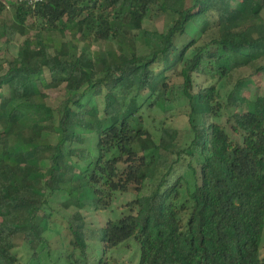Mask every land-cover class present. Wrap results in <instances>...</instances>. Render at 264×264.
Listing matches in <instances>:
<instances>
[{
  "label": "trees",
  "instance_id": "obj_1",
  "mask_svg": "<svg viewBox=\"0 0 264 264\" xmlns=\"http://www.w3.org/2000/svg\"><path fill=\"white\" fill-rule=\"evenodd\" d=\"M6 7L26 33L40 20L49 32L79 33L83 46L74 53L64 41L53 47L27 33L3 60L0 264H131L121 259L131 247L135 264H264V95L240 88L264 77V0H12L0 11ZM158 18L160 32L139 29L153 42L138 52V34L124 21ZM14 32L0 25L6 41ZM108 39L124 51L93 60L89 46ZM236 71L245 79L222 93ZM61 84L63 99L47 104ZM156 109L157 139L145 125L146 110ZM227 109L228 127L219 122ZM44 123L47 142L30 128ZM87 133L96 136L95 152L83 145ZM46 155V184L34 182L24 169ZM68 172L77 177L66 179ZM67 180L60 205L75 210L65 217L64 249L54 252L48 197ZM128 192L131 199L114 205ZM82 210L112 216L90 226Z\"/></svg>",
  "mask_w": 264,
  "mask_h": 264
},
{
  "label": "rangeland",
  "instance_id": "obj_2",
  "mask_svg": "<svg viewBox=\"0 0 264 264\" xmlns=\"http://www.w3.org/2000/svg\"><path fill=\"white\" fill-rule=\"evenodd\" d=\"M12 0H0V4H4L5 6H7V4H10ZM264 13V11H263ZM11 8L10 7H6L4 9H2L0 11V25H2V23H8L9 25L13 26V29L15 30L12 40H5L4 36L0 37V75L3 74L7 67L5 66V64L3 63V60L5 57L7 58H13L15 57V55L17 54L18 51V47L20 45V43L22 42L23 38L25 36H27V33L29 36H33L34 33L39 32L41 34V36L43 37L44 40H46L49 44H52L53 47L56 45H59L60 42H66L68 45V48L70 51H73L74 53H78L79 50L81 49V47L83 46V42L80 40L79 37V33L74 34L72 33V29L68 28L67 30H65L64 32H49L45 29H43V23L40 20H35L33 25L38 26V29H27V33H26V28L24 29V27L20 26V25H16L15 22L12 20L11 18ZM33 20L31 18H28L26 23H31ZM162 18H158L155 20H149V19H143V21L141 22V24L138 26V23L131 21V22H127L126 20L124 21V28H132L133 30H135L137 32V39H136V46H137V50L140 53H147L149 52V50L151 49V44L153 42V40L149 39V37H144L143 39L140 37V32L139 29H145L148 30L150 32H160V30L162 29ZM51 45V47H52ZM76 45V46H74ZM124 51V49L122 48V46L118 45L117 41L115 39H108V40H99L97 42L92 43L89 46V51L91 52L90 56L93 58V60H98V58L100 57H106L107 55H111V53L113 54H118L120 51ZM52 51V48H51ZM244 72L242 71H236L234 72V74L231 76L230 80L225 81L224 82V87H222L221 92L223 93L224 90H228L235 82L238 81L239 78H244ZM245 79V78H244ZM42 83H40L39 87H41ZM240 88L242 89V91L244 92H250L252 94L253 97V93L257 92L259 95H264V77L262 76L257 77V78H251L250 80H248L246 83L242 84V86H240ZM50 91V95L47 96V98H44V101L55 107L57 105V103L63 99L64 97V89H63V84L59 85L57 88L51 89ZM178 91H180V89H178ZM80 92V91H79ZM75 95L77 96L78 93ZM38 100H41V98L38 96L37 97ZM97 102L99 104H101L102 99L101 97H97ZM134 106V102H131L130 104V109ZM161 106V103H159V108ZM250 104H243L237 107V109H234L235 112L238 111H242L244 109H246L247 107H249ZM157 108V109H159ZM156 110L153 111H149L146 110V115H145V125L149 128V130L153 133V136L155 139L158 138V132H157V128L160 127L161 124V120L163 118V115L161 114V112H158ZM222 114L219 118V122L222 124H226V126L228 127V123H226L228 121V117L227 115L229 114V109L227 110H222ZM57 117H59V114H57ZM178 126H180V128H182L183 130L185 129V123H183L182 121L178 123ZM51 125L48 123H44L42 124L39 128H35V127H30L33 128L32 129V135L35 136V139L39 140V141H46V138L48 137V133L50 130ZM23 129L25 130L24 127L22 126H17L16 130L17 133L19 134V136L21 135ZM232 136H234L235 134H231ZM85 138V142H84V146H86L90 151L95 152V144H96V136L94 133H87L83 135ZM47 142V141H46ZM47 155L44 158H41L40 160H36L33 161L32 164L29 165L28 169H24L27 173L30 174V176L32 177V180L34 182L37 183H45L46 184V180L48 178L47 174H45L46 172V167L48 165V160H47ZM77 166H82L81 164H78ZM20 168V169H19ZM17 171H21V166H17L16 168ZM71 176L77 177V174L74 173L72 175L71 172H68L66 174V179H69ZM85 179H77L75 180V184L78 185V183L83 186V190L82 191V198L85 201L84 203H86L87 205L89 204V201L92 197V192L89 186L86 185L85 183ZM51 186H53V183L50 181ZM49 184V185H50ZM48 185V184H47ZM60 187L62 189L60 190H55L53 191L52 194H50V196L48 197L49 200V208L50 210H52V215L50 217V221H52L51 223H53V225H51V230L46 232V235L48 236V238L50 237V241H51V245H52V249L54 248V252H59V250L61 251L62 249H64V245L63 241H60V237L61 236H69L67 233V228L65 227L66 221H65V217L68 214H71L75 208L70 207L68 209H64L61 207L60 205V200H63L64 197H66V192L64 190H69L70 188V182L67 180L65 183L61 184ZM133 193H123L120 194L117 199L116 202H114V205H118L120 206V204H122L123 202H125L126 200H129L133 197ZM93 208V207H92ZM112 212V211H111ZM110 210H82L81 214L84 217V221L86 222V225H102L104 224V222L112 216ZM77 226V225H76ZM58 230V232H61L58 236V234L56 235V231ZM82 232V231H81ZM81 232L79 233L78 237L81 238L82 234ZM67 234V235H64ZM66 241H68V238L65 239ZM88 246L87 248L89 250L92 249L93 246H96L94 241L92 239H88L87 240ZM132 250H126L125 252L122 253V257L121 259H123L124 261L126 260V258H129V260H131V264H135L137 261V253L133 254L130 252H134L133 251V247H131ZM75 250H78L77 248ZM115 251V250H114ZM262 256H264V248L262 249ZM120 259V261H121Z\"/></svg>",
  "mask_w": 264,
  "mask_h": 264
},
{
  "label": "built area",
  "instance_id": "obj_3",
  "mask_svg": "<svg viewBox=\"0 0 264 264\" xmlns=\"http://www.w3.org/2000/svg\"><path fill=\"white\" fill-rule=\"evenodd\" d=\"M19 1H25L28 4L34 5L35 3L41 2L43 0H19Z\"/></svg>",
  "mask_w": 264,
  "mask_h": 264
},
{
  "label": "clouds",
  "instance_id": "obj_4",
  "mask_svg": "<svg viewBox=\"0 0 264 264\" xmlns=\"http://www.w3.org/2000/svg\"><path fill=\"white\" fill-rule=\"evenodd\" d=\"M19 1V0H18ZM42 2V1H41Z\"/></svg>",
  "mask_w": 264,
  "mask_h": 264
}]
</instances>
